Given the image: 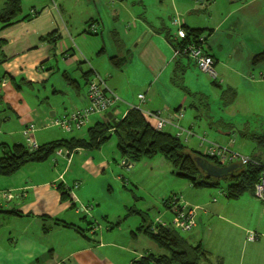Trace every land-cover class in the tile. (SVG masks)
Instances as JSON below:
<instances>
[{
  "label": "crops",
  "instance_id": "1",
  "mask_svg": "<svg viewBox=\"0 0 264 264\" xmlns=\"http://www.w3.org/2000/svg\"><path fill=\"white\" fill-rule=\"evenodd\" d=\"M6 1L0 0V9L5 7ZM95 1H97L95 3L98 16H100L99 8L106 6L109 10L114 9L115 13H118L115 16L119 18L121 13L119 11L128 0ZM169 1L172 7L182 1L186 2L185 0ZM196 1L203 5L192 11L198 13L199 17H203L204 22L198 27L194 26L195 21L192 27L189 26V18L184 22L179 17L175 18L169 11L165 15L175 28L179 26L175 24L177 20L180 21L182 27L186 25L194 29L209 30V35L206 36L207 41L210 36L214 37L218 32L222 33L214 46H210L206 41V46L208 45L206 50L215 59V70L218 77L216 78L219 80L217 85L222 90V94L225 89L232 88L237 91L236 100L233 104L225 106L227 107V117H212L207 124L203 125H199L201 123L199 120L184 125L182 119L175 118V114L185 105L187 97H184L177 107L178 99L165 97L160 90L152 91V87H149L144 105L147 110L163 112L166 119L173 125L192 128L196 133L205 132V130H201V127H214L217 130V127H222L220 126L221 121L233 122L239 116L244 117V120L250 117H261L264 115V63L254 65L252 58L264 50V0H247L242 3L230 0ZM23 2L24 0H22V5ZM30 2L31 7L28 12H24L21 5L22 11L18 16V23L6 28L0 24V39L5 40V44L1 48L2 63L0 64V113L4 116L3 126L0 127V158L4 149L8 147L16 144L28 145L26 132L30 125L35 126L34 130L30 131V136L38 146L70 139L67 136L68 133L52 126L53 120L63 115L58 107L62 104L60 98H68L72 102L78 103L80 106L76 108L86 107L88 105L86 99L88 82L94 79L95 74H91L87 80L84 73L93 70L105 78L110 75L109 73H112L111 67L103 65L105 57H95L96 53L91 54L81 44V40L86 42L85 36L81 35L86 34L89 28L88 22L95 21V25L99 24V21L96 20L97 17L95 19L94 16L87 15L86 17L90 18H83V22L76 27L69 25L74 16L70 7L66 8L58 4L56 0H32ZM144 2V0H140V3ZM100 3L102 5H99ZM25 17L29 18L24 19ZM66 19H68L67 23ZM84 22L87 28L83 25ZM145 23L149 27L151 26L147 20ZM140 28L147 29L143 24ZM52 31H56V37L59 38L57 41L42 39ZM176 31L177 29L173 33L170 28L163 26L157 32L165 33L167 44L171 46L166 36L171 34L175 39ZM136 34L137 32L132 33L134 36ZM76 35L81 37L75 40ZM235 39L242 46L247 47L250 53L248 61L234 62L233 57L236 50L229 42ZM119 43V47L126 46L123 40H119ZM75 46L77 49L83 48L85 52L80 49L77 52ZM104 51L101 49L98 52L100 54ZM170 56L171 49H169L166 60L168 61L167 66L170 64ZM91 59L93 64L87 70L84 64L88 63L87 61L92 63ZM110 64L115 70L121 72L128 65L118 69L113 66L111 61ZM195 67L197 66L189 60L188 63L179 60L175 63L171 79L172 81L177 79L183 90L186 88L191 92L189 94L184 90L185 94L193 96L196 101L199 100V103H205L207 96L199 91L192 93L190 86L187 87L181 83L183 75L191 77L190 72ZM71 69L72 74L70 73ZM176 70H178V76L174 77ZM157 84L158 82L155 85ZM113 87L118 88L117 85ZM158 100L161 104L156 103ZM14 118L17 119L18 127H8ZM6 124H8L7 127ZM173 125H167L170 127L169 133L172 134L175 129ZM233 125L245 127L246 123L237 122ZM52 129H58V131ZM229 130H234V128L229 127ZM6 131L12 140L6 138ZM244 131L239 130V133L242 135ZM222 133L218 132V134L226 135L224 132ZM197 142L200 141L197 140ZM196 144L198 149L206 151L205 145ZM231 146L233 149L234 143ZM84 150L78 149L69 153L66 149V151L62 150L61 155H58L56 151L53 155L54 160L51 161V157L44 162L36 163H46L44 166L50 172L49 175L41 178H37L40 167H30L26 164L23 167L29 168V171L23 172V176L19 173L23 169L22 167L12 176L0 179V193L14 194L12 198L0 197V215L6 217V221L0 222V264H131L134 260L150 253L165 254V251L146 235L133 234L135 231L133 227H129L128 231H125V227L122 226L123 222H113L119 216L108 214L102 207L93 210L92 219H101L107 223V226L99 229L92 228L91 220L87 227L83 226L82 223L86 222L84 220L89 214L86 210L82 211V203L91 201L87 196L89 195L88 191L85 190L87 184L81 188L80 180H75L74 182L78 181L79 187L75 186L72 190L75 183L71 185L66 180L64 173L67 168L75 165L74 157L81 155ZM102 158L98 167L95 165L90 167L92 161L89 157H85L82 167L89 166V171L84 170L86 174L102 176L103 168L110 167L107 156L104 155ZM59 159L66 162L62 171L59 168V163H61ZM118 177L121 178V176ZM3 181L6 186L3 185ZM60 181L62 183L59 185ZM60 186L61 189L65 187L69 191L66 199H62ZM244 195L249 196L246 200L251 203V208L241 207L242 209L231 213L230 217L227 216L230 212L229 203H219L218 205L213 203L212 205L205 200H197L200 201V204H197L199 211L196 226L192 230L197 231L193 238L187 240L193 245L201 244L203 246L209 254V264H264L263 206L255 199L253 193L247 192ZM12 211L19 212L20 216L9 214ZM43 217L45 220L42 219ZM56 219L74 226L55 225ZM250 232L259 234V238L249 241L247 236ZM121 238L122 240H120Z\"/></svg>",
  "mask_w": 264,
  "mask_h": 264
},
{
  "label": "rangeland",
  "instance_id": "2",
  "mask_svg": "<svg viewBox=\"0 0 264 264\" xmlns=\"http://www.w3.org/2000/svg\"><path fill=\"white\" fill-rule=\"evenodd\" d=\"M30 1L32 0H24L22 5L24 12L29 11L31 7ZM56 1L58 4L65 6L66 8H71V13L74 16L69 25L77 27L83 22V18L87 15H90V17L94 16V18L97 17V19H95L99 21V24L97 25L98 34L95 35L86 33L81 35L85 36L86 41L84 42L81 40V44L91 54L96 53L95 57H105L103 58L105 61L103 65L111 67L110 71H112V73H109L110 75L105 79L107 85L111 89L115 90L121 99L116 119H123L124 114L128 109H130L131 105H139V94H144L146 97V92L149 87H152V91L157 89L160 90L165 97L178 99V102L176 103L177 107L180 105L181 100L184 97H187L185 105L180 109L184 114V117L181 120L184 125H189L192 122H196V120L201 122L199 125L207 124L208 121H210L209 116L214 118H218L220 116L227 117V107L223 106V101L221 99L222 90L217 85L219 82V80H217L218 77L214 79L195 67L193 71L190 72L191 77L183 75V79L181 80L182 84L184 83L187 87L190 86L192 93L199 91L207 96L206 100L210 103L209 110L206 109L204 103H199V100L196 101L193 96L191 97L185 94L181 85L174 82V79L172 81L171 78H173L172 75L175 63L179 60L188 63L189 59L187 57L174 59V49L167 44L165 33L159 34L157 32L158 29L160 30L163 26H167V28H170L173 33L177 29V34L178 27L175 28L172 26V22L169 21L167 15H165L168 11L175 18L179 17L181 21L184 20L185 22V20H188L189 18L188 24L191 27L194 21V26H200L204 22L203 17H199L198 13L192 11L202 7V4L196 0H185L186 2L182 1V3H179L176 6L173 5L172 7L169 0H164L163 2L161 0H144V3H140V0H128L119 11V13H121L118 18L115 16L118 13H115L114 9L109 10L106 6H101V8H99L100 16H98L96 11L97 4L95 3L97 1L95 0ZM99 5H102V3ZM1 10L2 9H0V11ZM145 20L151 24L150 27L145 23ZM65 21L67 23L68 19ZM142 24L145 25L147 29L140 28ZM83 25L87 28L85 22ZM133 32H137V34L134 36L132 35ZM225 32L227 34V31ZM204 33V37L208 36L209 30L206 29ZM221 34V32H218L214 37L210 36L207 41L209 45L214 46L216 40ZM81 36L76 35L74 39L77 40ZM119 40H123L125 43L126 46L124 48L119 47L116 43L117 41L119 42ZM229 43H231L233 45L232 47L236 50L233 57L234 62H244L249 60L250 53L247 50V47L242 46L238 43V41H236V39L231 40ZM204 46L207 49L208 45L206 46V44H204ZM75 49L79 52L78 50L80 48L77 49V46H75ZM101 49H104L105 51L104 53L99 54L98 51ZM169 49H171V56L170 64L167 66L168 61L166 60L168 59ZM81 50L85 52L83 48L80 49V51ZM127 54L130 57V61L126 69L123 72L115 70L110 64L109 58L113 56L125 57ZM87 62L88 63H85L84 65L86 66L85 69L89 70L90 66L93 64L92 59V63H89V61ZM70 71L72 74V69ZM156 81L158 82L157 85H155L157 83ZM188 81L190 82L188 83ZM151 82L153 83L152 85ZM114 85H117L118 88L113 87ZM58 87L60 88V86ZM142 88H145V90H142ZM60 100L62 104L58 107L61 109L60 112H63V114H67L74 108L80 106L78 103L76 104L68 98H60ZM156 103L161 104L159 100ZM141 108L145 111L147 110V107L144 104ZM3 117L4 116L0 113V127L3 126ZM99 119L102 118L97 115L93 116L91 118V122L84 128V130L68 133V138L86 137L88 127L93 125L96 120ZM245 121L250 122L252 127H231L232 129L234 128V130H229V127H217V130L214 127H201V130H205V132L199 131L200 134L196 133L191 128L197 136L189 137L188 140L191 141L186 143V145L190 149H195L198 152L204 153L203 150L198 149V145L196 143L200 142H197V137H205L210 143L227 146L230 149H232L231 141L234 140L233 151L238 152L245 157L260 156L261 162L264 164V145L261 146L256 140L243 136L239 133V130H246L250 131L251 134L255 133L257 136L264 135V115H261V117H250L245 120L244 117L239 116L238 119L235 118L233 120L234 123ZM7 125L8 124H6V127ZM8 127H18L17 119L14 118ZM183 128L189 129L188 127ZM169 129L170 127L166 126L164 131H168ZM52 130L58 131V129ZM216 131H220L221 133L224 132L226 135L218 134ZM173 133L176 134L177 130L174 129ZM228 133L229 136H227ZM6 138L12 140L7 131ZM205 146H208V144H205ZM62 150L66 151L65 148ZM104 155L107 156L110 162V167L103 168L104 171L102 176L96 177L94 175L92 176V174L91 176L86 174L85 171H89V166L92 167L95 165V167H98L101 164V160L103 159L102 156ZM85 157H89L92 164L83 168L82 162ZM54 159L55 157L52 155L50 160L52 161ZM60 161L61 163H59V168L62 171L66 166V162L63 160ZM130 161L132 163L131 169L124 164L115 136L104 144L101 149L84 150L81 155H76L74 157L75 165L67 168L64 174L66 175V180L71 185L75 183L72 190L75 186L79 187V180L82 184L81 188L87 184V189L85 190L88 191L87 194L89 195L87 196H89V200L91 201L88 203H82L83 208L80 207L85 209L87 214H89L84 220L86 222L82 223L83 226L87 227L90 220L93 222L92 228L97 227V229H99L100 227H105V225L107 226V223L101 219H97L98 221L92 219L93 210L98 209L99 207H102V209L108 214L119 216L120 219L117 218L113 222H123L122 226L125 227V231H128L129 227H133V229L137 231L138 227L142 224H152V226L155 227L157 223L161 221L173 223L174 212L169 210L164 204V202L170 198L177 199L180 204L190 207H198L197 204H200V201L197 200L199 199L205 200L208 203L210 202L209 204L212 205L213 203L214 205H218L219 203H229L230 208L228 207V209L230 212L227 215L228 217H230L231 213L233 214L235 210L242 209L241 207L251 208V203L246 200L249 196L244 195V197L240 200H228L226 198L225 190L228 182L225 179L219 180V188H194L188 179L179 177L177 175V170L161 155L151 159H143L140 162H134L133 159ZM27 165L30 167H40V172H38L37 178L50 174V172L45 168L46 166H44L46 163H30ZM28 171L29 168L23 167L19 173L23 176V172L27 173ZM118 176H121V178ZM0 179H6V176L0 175ZM75 180L78 181L74 182ZM61 183L62 182L60 181L58 184L60 185ZM3 185L6 186L4 181ZM67 189L70 188L67 187ZM13 195L14 194H12V197ZM4 203H6V200H4ZM90 206H93V209L88 210ZM141 213H146L145 218L147 221L143 220ZM3 221H6V217L0 215V222L2 223ZM196 231L197 230L192 232H179L184 238L190 240L193 238ZM122 238L120 240H122ZM141 245H143V243H141ZM202 264L207 263L204 262Z\"/></svg>",
  "mask_w": 264,
  "mask_h": 264
},
{
  "label": "trees",
  "instance_id": "3",
  "mask_svg": "<svg viewBox=\"0 0 264 264\" xmlns=\"http://www.w3.org/2000/svg\"><path fill=\"white\" fill-rule=\"evenodd\" d=\"M231 2H245L247 0H230ZM22 0H7L5 7L0 11V24L4 28L10 27L19 22L18 16L22 11ZM29 17H25L27 19ZM95 21H89L88 27L92 26ZM182 27V26H181ZM188 35V41H198V38L204 35V29H194L184 25L182 27ZM88 34H95L88 30ZM168 42L173 48L178 44L176 38H172L171 34H167ZM42 39L57 41L56 31H52L46 34ZM207 37H205L206 44ZM117 44H120L118 41ZM5 44V40L0 39V64L2 63V51L1 48ZM184 44V42H183ZM203 44L204 51L207 50ZM209 54V53H208ZM210 55V54H209ZM186 56H180L176 58H182ZM195 65L196 63L187 57ZM113 66L121 69L129 63L130 57L127 54L125 57L113 56L110 58ZM254 65L264 63V50L256 54L252 58ZM197 66V65H196ZM198 68V66H197ZM199 69V68H198ZM178 70H176L174 77L178 76ZM91 74H96L93 70L84 73V77L89 80ZM178 83L177 79H174ZM90 83V80L88 84ZM191 94L188 89H184ZM237 97V91L232 88H227L222 94L223 106L233 104ZM206 108L210 109L209 102L204 103ZM212 119L211 116H209ZM230 122V121H228ZM221 121L222 127H235L233 122L230 123ZM245 127H252L250 122L245 121ZM244 131V130H243ZM242 132V131H241ZM243 136L254 139L259 145H264V135L251 134L250 131H244ZM113 136L117 139V146L123 157V160L128 159V164L131 163V159L134 162H140L143 159H151L158 155L163 156L171 165L177 170V175L181 178L188 179L195 188H219L220 179L208 178L207 175L201 170L196 162L197 157H202L210 161L211 163L223 166L216 157L210 156L205 152H197L178 138L176 134H172L165 131H158L154 129L147 117L136 109H131L123 117V119L117 120L113 123L107 116L97 120L93 125L87 129L86 137L83 138H70L64 140H58L51 143H47L38 146L37 149L31 150L28 146L16 144L12 147L4 149L3 155L0 158V175L10 176L18 172L23 166L29 163H41L48 160L54 153L60 149H67L69 153L78 149L85 150H99L104 144H106ZM252 159L261 163L260 166L251 163L245 165L241 170L236 172L231 177H225L227 180V188L225 195L229 199H238L245 193L251 192L254 194V188L257 184L260 174L264 170V164L261 162L260 156L251 157ZM125 164V163H124ZM127 166V165H125ZM64 189V190H63ZM60 190L62 192V199H66L69 195V191L65 187ZM173 198H170L164 202L165 206L174 212V207L171 204ZM9 214L19 215L17 211L9 212ZM143 220L146 213H141ZM45 220V217L42 218ZM55 225L64 227H73V224L59 221L56 219ZM163 223V222H162ZM157 223L154 227L152 224H142L137 231H133V234H144L149 237L160 249L165 251V254H147L141 258L134 260L131 264H209V254L204 250L201 244L193 245L186 238H184L178 228L173 223L162 224ZM93 225V223H90Z\"/></svg>",
  "mask_w": 264,
  "mask_h": 264
},
{
  "label": "built area",
  "instance_id": "4",
  "mask_svg": "<svg viewBox=\"0 0 264 264\" xmlns=\"http://www.w3.org/2000/svg\"><path fill=\"white\" fill-rule=\"evenodd\" d=\"M175 24H178L179 29L176 35V40L178 41L177 46L174 48V58L180 56L189 57L193 60L198 66L199 70L203 73L208 74L212 78L217 77V73L215 70V59L206 53L203 48V44L205 43V37L202 36L198 38L200 44L194 41H188L187 32L181 27L180 21H175ZM97 25L93 24L89 27L90 31L93 33H97ZM184 42V44H183ZM140 104L139 105H131L130 109L140 110L149 120L150 125L158 130L164 131V128L167 125H173L166 117L163 115L161 111H150L143 110L141 106L145 102V95L139 94L138 96ZM88 105L86 107L75 108L71 112L67 114H63L59 118H55L53 120V126L60 128L65 133H72L74 131H82L84 128L89 125L91 122V118L95 115L103 118L108 115V113L113 112L114 117L116 118V114L118 113L119 104H121V99L115 92V90L111 89L107 83L105 77L100 76L99 74H95L93 80L88 84V92L87 97ZM184 114L181 110H179L175 114V118L177 120L183 119ZM118 120V119H116ZM177 130L176 136L183 140V142H188L189 137L197 136L191 128L184 129L181 126L173 125ZM35 128L34 125H30V128L26 132L27 134V146L29 149L34 150L38 148L36 141L31 138L30 131H33ZM202 145L208 144L206 147L205 153L216 157L223 166L241 162L243 166L254 163L258 166L261 165L258 161L252 159L251 157H245L238 152L233 151L227 146H220L218 144L210 143L207 141L205 137H197ZM234 143V140L231 141V144ZM58 155L62 154V150L57 151ZM129 169L132 168V164H125ZM4 198H12L11 193H0V197ZM254 197L262 204L263 212H264V170L260 174L259 180L254 188ZM171 204L174 207V220L173 224L181 230L182 232H190L194 229L197 223V207H190L187 205H182L179 203V200L173 199ZM93 209V206L89 207L88 210ZM85 211V209H82ZM162 223V222H159ZM163 224V223H162ZM249 241H255L259 238V234L255 232H250L247 236Z\"/></svg>",
  "mask_w": 264,
  "mask_h": 264
},
{
  "label": "water",
  "instance_id": "5",
  "mask_svg": "<svg viewBox=\"0 0 264 264\" xmlns=\"http://www.w3.org/2000/svg\"><path fill=\"white\" fill-rule=\"evenodd\" d=\"M107 118L110 119L113 123L117 122L113 112L108 113ZM196 162L198 163L199 167L207 175L208 178H215V179H223L225 177H231L244 167L241 162L232 163L226 166H218L202 157H197ZM127 163H128V159L125 160V164Z\"/></svg>",
  "mask_w": 264,
  "mask_h": 264
}]
</instances>
